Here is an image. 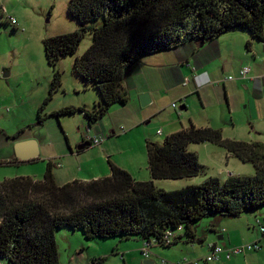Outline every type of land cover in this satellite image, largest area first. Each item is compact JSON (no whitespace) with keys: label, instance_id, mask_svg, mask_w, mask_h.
Wrapping results in <instances>:
<instances>
[{"label":"rangeland","instance_id":"rangeland-1","mask_svg":"<svg viewBox=\"0 0 264 264\" xmlns=\"http://www.w3.org/2000/svg\"><path fill=\"white\" fill-rule=\"evenodd\" d=\"M70 1L0 0V7L16 22L13 26L0 16V183L15 177L42 180L49 160L55 164L53 174L58 183L110 175L108 160L128 171L135 181H149L146 141L162 144L167 135L188 127L190 123L220 130L223 138L264 145V42L239 28L220 35L217 39L219 55L208 56L209 62L198 69L204 72L201 75L208 72L209 76L199 89H221L219 97L212 91L203 101L197 95H187L185 103L175 98L174 91L167 95H163L167 91H162L159 104L142 107L141 96L146 94L145 89L151 88L146 77L149 79L150 75L160 71L162 67L159 66L168 64L170 56L167 54L146 65L153 70L150 74L141 68L133 72L132 83L127 88L129 100L126 106L113 105L90 127L79 112L59 118L52 115L66 106L91 108L100 100L93 84L84 81L73 70L75 58L80 57L92 43V34L88 32L75 54L59 59L57 68L61 73V85L38 115L53 76L52 67L44 55L43 39L72 32L82 26L102 24V19L79 23L69 13ZM190 61L195 62L194 59ZM194 66L183 70V82L177 83L178 86L192 87L188 85V79L192 82L198 75ZM245 69L249 72L242 77L240 72ZM217 72L224 73L220 74L223 79L219 87L214 86L215 79L211 78ZM4 73L8 75L3 76ZM157 79L154 77L155 82ZM224 89H227L226 95ZM174 102L175 108L172 106ZM181 105H186V109L181 110ZM144 112L148 113L147 116ZM21 131L22 140L35 139L38 143V159L33 162L12 163L15 161L16 142L9 138ZM86 133L102 136L104 140L78 156L77 147L82 144ZM188 149L198 156L202 165L200 174L177 180H155V186L171 191L201 184L210 177L224 182L232 176L255 175L252 163L240 161L220 145L191 144ZM256 219L263 222L264 206L245 212L240 219L209 215L191 224L202 243L184 244L181 240L167 248L152 242L147 245L138 238L87 240L80 230L62 227L55 231L58 264H93L101 257L105 258L101 264H145V261L183 264L208 253V245L212 243H217L224 250L220 264H264V240L257 229ZM185 230L183 227L180 232H172L185 237ZM220 235L223 239H219ZM259 240L260 249H244L238 254L233 251ZM227 253H231V259L226 257Z\"/></svg>","mask_w":264,"mask_h":264},{"label":"trees","instance_id":"trees-1","mask_svg":"<svg viewBox=\"0 0 264 264\" xmlns=\"http://www.w3.org/2000/svg\"><path fill=\"white\" fill-rule=\"evenodd\" d=\"M1 9L2 6L0 16ZM69 13L79 23L102 19V24L43 39L44 55L53 76L38 115L61 85L59 59L75 54L89 32L92 43L75 58L73 70L93 84L100 100L91 108L66 106L52 113L57 118L82 113L89 127L113 105L128 103L129 75L140 69L139 62L146 55L192 42L215 46L220 35L234 28L246 30L264 42V0H71ZM21 133L7 138L13 142L22 140ZM82 143L93 145L86 140ZM205 143L220 145L240 161L252 163L255 175L232 176L224 182L210 177L201 184L171 191L154 185V180L199 175L202 165L188 146ZM146 151L149 181H135L128 171L110 160V175L96 180L75 179L58 184L52 161L47 162L42 180H3L0 264H58L55 231L62 227L80 230L87 240L138 238L166 248L181 240L184 244L202 243L192 230L193 222L209 215L240 218L245 212L264 206L262 143L223 138L220 130L190 124L167 135L162 144L146 141ZM12 163L26 162L15 159ZM183 227L185 237L172 232H180ZM259 242L245 246L256 245L258 248L251 250H257L261 248ZM104 260L95 259L93 264Z\"/></svg>","mask_w":264,"mask_h":264},{"label":"crops","instance_id":"crops-1","mask_svg":"<svg viewBox=\"0 0 264 264\" xmlns=\"http://www.w3.org/2000/svg\"><path fill=\"white\" fill-rule=\"evenodd\" d=\"M218 46L219 43L217 42L215 46H205L203 44H198L197 42H192V43H188L185 44L181 47L175 48L173 50L170 51H165V52H159L156 53L154 55H146L144 57L141 58V61L139 62V68H141V71H143L146 74H150L151 70L150 68H147V64H152L150 62H152L151 60H156L158 58H160L163 55H167L170 57H166L167 58V63L162 64L159 67L160 68L159 72L152 74L149 76V79L146 77V80L148 81L149 85L151 86L150 89H145L146 93L149 94L150 99H151V103L150 105L154 106L155 103L159 104L160 102V96L162 94V91H167V92H163V95H167L169 94L171 91L175 92V98L185 102L186 103V96L187 95H197L199 99H201L203 101V99L205 98H209L211 91L214 93H217V96L219 97L222 93H221V89H199L204 82L207 81V78H209L208 76V72H206L204 76V74L201 75V73L204 72H200L198 69H201L205 66V64H207L209 62V60L207 59L208 56H212L215 57L219 55L218 52ZM171 53V54H170ZM196 54V56H195ZM155 57L154 59H151ZM194 59L195 62L192 63L190 60ZM208 61V62H206ZM194 66L195 70L197 71L195 75L193 81L191 82L190 79H188V83H183V85H192V87L190 88H186V86H178L177 83L179 82H183V78H182V73H184V71L186 69H191V67ZM173 67V70H169L170 67ZM178 66V67H177ZM181 68V69H179ZM149 72H148V70ZM229 68L225 69L228 70ZM140 70V69H139ZM138 70V71H139ZM184 70V71H183ZM218 71V70H217ZM137 72V71H136ZM200 73V74H199ZM132 74V73H131ZM131 74L129 75V84L131 85L132 80H131ZM220 74H224L221 72H217V74L212 75L211 78L215 79L214 80V86L215 87H219L220 84V80L223 79V77ZM154 77L157 79V82L154 81ZM156 87V88H155ZM160 87H162L161 89H159ZM174 88V89H171ZM227 89H224L225 95H226V91ZM161 93V94H160ZM219 93V94H218ZM175 103V102H174ZM173 103V104H174ZM126 106V105H125ZM176 107V106H175ZM174 107V108H175ZM181 107L183 109H181ZM186 105H181L180 109L181 110H185L186 109ZM148 113L144 112V115L147 116ZM151 115V114H149ZM119 116H122L121 114H119ZM192 124V123H190ZM189 124V125H190ZM197 127V126H196ZM200 127V126H198ZM204 127V126H201ZM184 128V127H182ZM113 134V131L112 133ZM88 138H96L95 136L91 135V134H85L83 135V140H87ZM13 142V141H12ZM83 142V141H82ZM14 143V142H13ZM93 145H90L89 147H92ZM96 146V145H94ZM89 148H85L83 150H77V154L78 156H80L82 154V152H85L86 150H88ZM70 154L74 155V152L72 150H70ZM14 157L16 159L15 153H14ZM38 157L34 160H37ZM51 161V160H49ZM109 176V175H107ZM106 177V176H105ZM99 179L98 177H94L93 179H89V180H83V181H90V180H96ZM81 180V179H79ZM57 181V180H56ZM58 183V182H57ZM66 183V182H64ZM64 183H58V184H64ZM156 184V181L154 180V185ZM157 187V186H156ZM157 188H160L157 187ZM241 218V217H240ZM239 218V219H240ZM219 237H222L223 239V235H220ZM259 242V241H258ZM212 244H217V243H212ZM207 253H205L204 255L200 256L201 258H203ZM201 258H198L197 260H200ZM224 258L223 254L220 255V258L218 261L216 262H212L210 264H220V261ZM232 257H230L229 259H231ZM196 260V261H197ZM190 261H194L193 259Z\"/></svg>","mask_w":264,"mask_h":264},{"label":"built area","instance_id":"built-area-1","mask_svg":"<svg viewBox=\"0 0 264 264\" xmlns=\"http://www.w3.org/2000/svg\"><path fill=\"white\" fill-rule=\"evenodd\" d=\"M1 10H2V16H4L5 19L9 23H11L12 25H15L16 24L15 20L6 15L5 9L2 8ZM248 72H249V69H245V70H242L240 72V74L242 77H245ZM172 106L175 107L176 104L174 103ZM103 140H104V137L101 136V137H96V138H88L86 141H90V142H92L93 145L97 146V145H100ZM257 223L259 224V231L264 235V224H262V222H260L259 220L257 221ZM146 244L148 245L149 243L146 242ZM253 248H258V247L256 245H247L243 249L242 248H235L233 251L235 254H238V253L242 252L244 249L251 250ZM223 252H224V250L220 245L210 244V245H208V253L206 254V256H204L199 261H192V263H194V264H210L214 261H218L220 258V255H222ZM146 257H148V254H146ZM226 257L229 259L231 257V253H227Z\"/></svg>","mask_w":264,"mask_h":264},{"label":"water","instance_id":"water-1","mask_svg":"<svg viewBox=\"0 0 264 264\" xmlns=\"http://www.w3.org/2000/svg\"><path fill=\"white\" fill-rule=\"evenodd\" d=\"M8 73H4L3 76H7ZM151 103V99L148 93L141 96V106L146 107ZM181 109H183L181 107ZM86 147H89V144H81L77 147V150H83ZM14 153L16 156V159L21 162H27L31 161L33 159H36L39 154V147L38 143L35 139H25V140H19L16 141L14 144ZM264 222V219H263ZM219 239H222V237H219ZM145 264H152L151 261H145Z\"/></svg>","mask_w":264,"mask_h":264}]
</instances>
